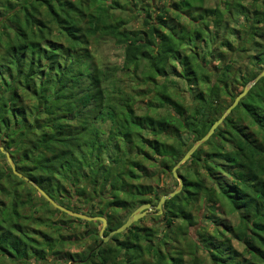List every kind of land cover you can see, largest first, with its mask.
I'll list each match as a JSON object with an SVG mask.
<instances>
[{"label": "trees", "instance_id": "1", "mask_svg": "<svg viewBox=\"0 0 264 264\" xmlns=\"http://www.w3.org/2000/svg\"><path fill=\"white\" fill-rule=\"evenodd\" d=\"M152 5L0 0V147L56 204L104 218L103 236L177 187L171 169L264 68V0ZM177 174L161 214L103 243L0 153V264H264V77Z\"/></svg>", "mask_w": 264, "mask_h": 264}, {"label": "water", "instance_id": "2", "mask_svg": "<svg viewBox=\"0 0 264 264\" xmlns=\"http://www.w3.org/2000/svg\"><path fill=\"white\" fill-rule=\"evenodd\" d=\"M264 77V68L262 71L251 81L248 83L243 90L236 95L234 100L231 102V104L226 108L224 113L210 126L209 130L206 132V134L201 137L200 139L196 140L191 147L185 152L183 157L177 162V164L171 169V174L173 179L177 182V187L169 192L168 194L162 195L159 198V201L155 206H152L151 204H143L136 208L131 214L127 217L125 222L115 229L114 231H111L108 233L106 236H103V232L106 228V221L104 218L101 217H89L80 213L72 212L70 210L65 209L64 207L56 204L43 190H41L38 186H36L33 182L29 181L27 178L23 177L20 173H18L15 169V165L13 161L11 160L9 154L5 152L1 147H0V153L5 157V160L12 172V174L25 182H27L29 185H31L37 193L54 209L70 216L75 219L83 220L86 222H100L101 227L99 229V237L102 240L103 243H106L112 236L121 234L128 230L134 223L138 222L140 219L146 217L147 215L153 213L154 211L157 212V214H161V209L165 201L172 199L175 197L182 188V180L180 176L177 174V169L182 166L184 163H186L191 156L194 154V152L202 146L204 143H206L210 137L214 134L215 130L217 127L224 121V119L231 113V111L238 105L239 101L247 94L248 90L253 87L259 79Z\"/></svg>", "mask_w": 264, "mask_h": 264}, {"label": "rangeland", "instance_id": "3", "mask_svg": "<svg viewBox=\"0 0 264 264\" xmlns=\"http://www.w3.org/2000/svg\"><path fill=\"white\" fill-rule=\"evenodd\" d=\"M167 1H171V0H165V1H157V0H153V7H161L165 2ZM219 0H206L207 2V5L209 6H213L215 3H217ZM156 10V9H154ZM129 17H131V12H128V19ZM140 26V21L139 19H136L135 21L133 22H130L128 27L131 28V29H135V28H138ZM239 35V34H237ZM235 44V42H234ZM100 54H101V57L103 60H105V62L110 65V66H115V65H118L121 63L122 61V50L117 47V46H109L108 44L107 45H103L102 48L100 49ZM244 55L243 54L242 56H238L236 53L234 56L229 55V58L231 61H233L234 63V67H239L237 69L241 70V71H244V72H247V74L250 73V67L248 64L245 63V59H244ZM215 57L219 56L218 54H215L214 55ZM234 57V58H233ZM206 62H210L211 65L213 66H217L219 65V60H215L214 59H209L207 58V61ZM250 83V82H249ZM240 88H237L236 90H234V93H238ZM149 171H152L151 172V176H155V173L154 171L155 170H149ZM154 181H156L155 183H153V185L155 184H158L161 188H165V187H169L171 186V179L169 178H166V177H162V176H157ZM172 187V186H171ZM175 188V187H173ZM150 223L149 222H146L145 225H149ZM73 251H75V249L73 248ZM69 264H72V263H69Z\"/></svg>", "mask_w": 264, "mask_h": 264}, {"label": "flooded vegetation", "instance_id": "4", "mask_svg": "<svg viewBox=\"0 0 264 264\" xmlns=\"http://www.w3.org/2000/svg\"><path fill=\"white\" fill-rule=\"evenodd\" d=\"M148 204V203H147Z\"/></svg>", "mask_w": 264, "mask_h": 264}]
</instances>
